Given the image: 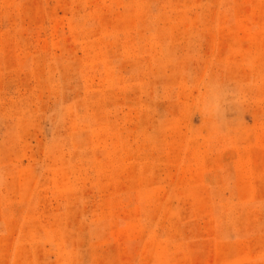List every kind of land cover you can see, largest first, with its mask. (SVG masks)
<instances>
[{
  "label": "rangeland",
  "instance_id": "374dc122",
  "mask_svg": "<svg viewBox=\"0 0 264 264\" xmlns=\"http://www.w3.org/2000/svg\"><path fill=\"white\" fill-rule=\"evenodd\" d=\"M0 264H264V0H0Z\"/></svg>",
  "mask_w": 264,
  "mask_h": 264
},
{
  "label": "clouds",
  "instance_id": "9594fccd",
  "mask_svg": "<svg viewBox=\"0 0 264 264\" xmlns=\"http://www.w3.org/2000/svg\"><path fill=\"white\" fill-rule=\"evenodd\" d=\"M186 78L189 85L197 89V94L191 103L192 118L198 113L203 121H208L218 130L243 119L246 85L229 81L221 76L199 78L186 73ZM230 109L238 111L240 117L234 120L227 119L226 113Z\"/></svg>",
  "mask_w": 264,
  "mask_h": 264
}]
</instances>
